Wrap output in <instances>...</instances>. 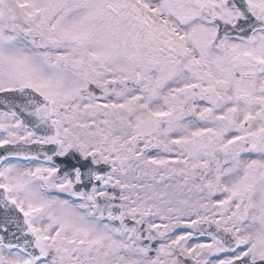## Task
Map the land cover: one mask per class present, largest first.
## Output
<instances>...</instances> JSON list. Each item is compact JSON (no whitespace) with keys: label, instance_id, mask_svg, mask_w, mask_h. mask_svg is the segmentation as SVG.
Wrapping results in <instances>:
<instances>
[{"label":"snow or ice","instance_id":"snow-or-ice-1","mask_svg":"<svg viewBox=\"0 0 264 264\" xmlns=\"http://www.w3.org/2000/svg\"><path fill=\"white\" fill-rule=\"evenodd\" d=\"M0 264H264V0H0Z\"/></svg>","mask_w":264,"mask_h":264}]
</instances>
